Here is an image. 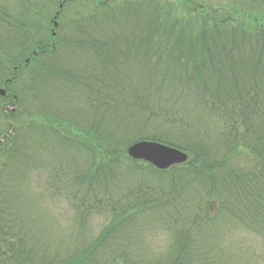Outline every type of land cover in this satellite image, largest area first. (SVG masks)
I'll return each mask as SVG.
<instances>
[{
  "label": "trees",
  "instance_id": "1",
  "mask_svg": "<svg viewBox=\"0 0 264 264\" xmlns=\"http://www.w3.org/2000/svg\"><path fill=\"white\" fill-rule=\"evenodd\" d=\"M74 2L81 14L54 36L36 27L30 38L0 10V104L14 109H0V264H223L205 249L215 225L240 226L264 244V0L239 10L233 1L229 13L184 1L195 22L158 0L66 5ZM140 141L189 159L157 171L127 157ZM37 170L73 203L80 231L95 215L109 227L50 255L31 233L35 197L21 185ZM144 215L171 225L168 253L152 262L133 253L128 234Z\"/></svg>",
  "mask_w": 264,
  "mask_h": 264
},
{
  "label": "rangeland",
  "instance_id": "2",
  "mask_svg": "<svg viewBox=\"0 0 264 264\" xmlns=\"http://www.w3.org/2000/svg\"><path fill=\"white\" fill-rule=\"evenodd\" d=\"M100 1L103 0H98L99 3ZM158 1L163 4L164 7L170 8L171 16L181 15L192 22H195V19H197L195 18L196 13H193L191 8L184 7L182 4L184 1H193L197 6L213 7L218 10L225 8L227 11L220 10L223 13H229L228 10H236L232 8L237 7L232 5L233 1H236L238 5L237 10H239L241 6H244L242 2L243 0ZM61 3L62 0H0V10L1 12H11L14 16H18L19 21L25 23V29L31 38L33 31H31V29L36 30V27L43 32L51 34L55 16L57 12H59V7H62ZM87 6L91 11L93 10V4L90 5L87 3ZM77 10H79L81 14L83 6H80V3L74 2L69 7L65 4L62 10L63 14L62 16L60 15L58 21L60 23H65L77 13ZM65 35L66 33L63 34L64 37ZM24 62V65H26V63L29 64L28 60H25ZM31 69H33V65ZM25 73L26 71H24L23 75H25ZM22 84L21 81L16 83L15 89L18 91L20 87H22ZM4 104L5 102L0 104V109ZM9 108L10 106L6 108V111H8ZM1 124L0 119V130L2 129ZM71 132L72 131H68L67 129L61 130L63 136H70ZM90 138L98 143L100 142L98 137L91 135ZM96 153L95 164H97V166H105L108 158L99 154V151ZM187 156L189 158V155ZM26 178L27 179L23 181L24 183H21V185H23L22 188L26 193L35 197L30 206L29 215L27 216L31 221V233L36 237V242H42L41 244H46L51 248L49 252L50 255L55 253L54 250L57 248L61 253V257H63L66 254L71 253L70 247L72 245L75 246L72 248L74 250L80 243L88 242L90 237H97L101 232V229L103 231V229L109 227V217L106 218L104 216L95 215L83 228L85 232L80 231L75 211L71 208V204L73 203H69L65 196L58 195L55 191L53 192L50 189V181L46 172L43 170H37V174L35 175L33 172H30L28 176L26 175ZM217 212L218 207L216 205L211 206L210 215L215 216ZM161 218L162 217L160 216L144 215L137 218L136 222L128 230V234H132L137 240L136 247L135 245L133 247V253L142 255L144 257L143 259L147 262H152L155 257L160 258L167 254L170 243L172 242V233L167 230L171 225H167L168 223L163 225L161 222L164 221H160ZM156 221H158V225L156 224ZM177 224V221H175L174 225ZM215 226V231L210 227L207 229L208 232L205 233V242L207 243L205 249L207 253L209 252V249L212 248V253L220 254L228 260V262H224L223 264H264V244L257 236L245 231L237 225H231L229 227L225 226L226 230L222 225ZM38 238L42 241L38 240ZM136 240H133V242H136ZM48 249L45 248V251H48Z\"/></svg>",
  "mask_w": 264,
  "mask_h": 264
},
{
  "label": "water",
  "instance_id": "3",
  "mask_svg": "<svg viewBox=\"0 0 264 264\" xmlns=\"http://www.w3.org/2000/svg\"><path fill=\"white\" fill-rule=\"evenodd\" d=\"M56 26L55 22L54 27ZM0 95H4L3 90H0ZM127 156L132 160L149 163L161 171L184 164L188 160V156L178 149L147 141L137 142L128 147Z\"/></svg>",
  "mask_w": 264,
  "mask_h": 264
}]
</instances>
